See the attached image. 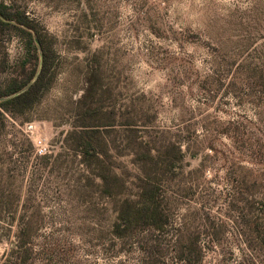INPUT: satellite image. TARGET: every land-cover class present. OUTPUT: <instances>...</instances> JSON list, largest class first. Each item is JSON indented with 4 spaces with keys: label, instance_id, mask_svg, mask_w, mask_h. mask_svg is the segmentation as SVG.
<instances>
[{
    "label": "rangeland",
    "instance_id": "374dc122",
    "mask_svg": "<svg viewBox=\"0 0 264 264\" xmlns=\"http://www.w3.org/2000/svg\"><path fill=\"white\" fill-rule=\"evenodd\" d=\"M1 4L50 55L0 108V264H264V0ZM15 23L0 88L39 66ZM150 181L165 229L118 234Z\"/></svg>",
    "mask_w": 264,
    "mask_h": 264
},
{
    "label": "trees",
    "instance_id": "16d2710c",
    "mask_svg": "<svg viewBox=\"0 0 264 264\" xmlns=\"http://www.w3.org/2000/svg\"><path fill=\"white\" fill-rule=\"evenodd\" d=\"M0 20L7 24L16 22L15 26L27 35L29 51L33 46L40 51L38 56L39 66L29 75L23 73L22 80L14 78L7 85L0 88V108L8 112H17L21 107H27L37 99L39 94L46 86V79L49 73V53L46 48L42 49V39L39 44L34 35V26L30 23L23 13L15 15L4 5H0ZM0 116H3L0 110ZM91 152V151H88ZM151 186V193L147 196L142 194L139 204L126 203L128 206L127 213L121 214V220L117 224V233H127L133 225L139 228H148L156 231H163L166 226L164 211L161 209L162 197L159 184L148 182ZM120 232V233H119Z\"/></svg>",
    "mask_w": 264,
    "mask_h": 264
},
{
    "label": "built area",
    "instance_id": "2783aa9c",
    "mask_svg": "<svg viewBox=\"0 0 264 264\" xmlns=\"http://www.w3.org/2000/svg\"><path fill=\"white\" fill-rule=\"evenodd\" d=\"M46 151H47V148L44 145H42V143L40 142V147L38 149V152L40 154H44V153L46 154Z\"/></svg>",
    "mask_w": 264,
    "mask_h": 264
},
{
    "label": "water",
    "instance_id": "95a60500",
    "mask_svg": "<svg viewBox=\"0 0 264 264\" xmlns=\"http://www.w3.org/2000/svg\"><path fill=\"white\" fill-rule=\"evenodd\" d=\"M37 43L39 44V40L36 38Z\"/></svg>",
    "mask_w": 264,
    "mask_h": 264
}]
</instances>
